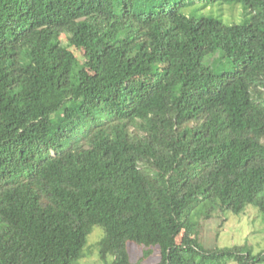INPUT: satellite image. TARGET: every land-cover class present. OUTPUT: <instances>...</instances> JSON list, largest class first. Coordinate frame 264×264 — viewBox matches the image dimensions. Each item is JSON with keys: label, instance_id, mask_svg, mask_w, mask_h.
I'll use <instances>...</instances> for the list:
<instances>
[{"label": "trees", "instance_id": "trees-1", "mask_svg": "<svg viewBox=\"0 0 264 264\" xmlns=\"http://www.w3.org/2000/svg\"><path fill=\"white\" fill-rule=\"evenodd\" d=\"M248 206L264 214V0H0V264H80L96 227L102 264H133L128 243L263 264L199 240Z\"/></svg>", "mask_w": 264, "mask_h": 264}, {"label": "rangeland", "instance_id": "rangeland-1", "mask_svg": "<svg viewBox=\"0 0 264 264\" xmlns=\"http://www.w3.org/2000/svg\"><path fill=\"white\" fill-rule=\"evenodd\" d=\"M208 10L214 15L223 14L222 20L227 24L241 15L239 7L228 9L224 7L221 10L220 7H215ZM238 20L241 21V17ZM204 63L216 71H219L223 66L228 69V64L224 65L222 61L214 63L212 55L208 56ZM103 234L101 228H94L84 251L85 258L80 264H102L97 244ZM199 240L206 249H223L246 245L253 252V255L264 253V214L260 213L255 206H248L242 214L235 215L228 212L214 219L204 221L200 228ZM127 247L133 264H155L160 261L158 248H153V254L150 258L142 259L144 256L143 248L133 243H128ZM227 264L237 263L228 259Z\"/></svg>", "mask_w": 264, "mask_h": 264}]
</instances>
